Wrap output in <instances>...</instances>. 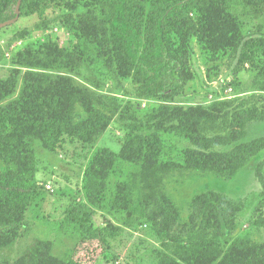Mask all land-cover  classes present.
Segmentation results:
<instances>
[{"label":"rangeland","instance_id":"1","mask_svg":"<svg viewBox=\"0 0 264 264\" xmlns=\"http://www.w3.org/2000/svg\"><path fill=\"white\" fill-rule=\"evenodd\" d=\"M190 17V31L172 34L185 58L181 84L158 97L138 96L137 84L118 66L111 11L99 0H28L16 20L0 26V81L17 76L13 97L31 57L40 65L34 69L66 74L104 95L98 107L110 117L92 143L66 136L49 149L35 138L27 164L35 168L31 202L18 207L0 199V264H215L237 241L264 243V187L256 175L264 150L232 178L188 169L164 174L160 189L171 201L168 216L147 206L141 183L132 178L135 164L118 157L114 170L109 163L110 153L119 156L133 133L153 131L147 115L156 108L200 105L237 118L245 110L264 111V1L202 0ZM257 45L254 55L241 58ZM76 113L77 120L87 117L80 104ZM133 118L143 124L132 127ZM246 130L238 143L264 136V121L252 120ZM175 141L192 146L180 135ZM5 169L0 154V172ZM93 174L96 185H89ZM207 191L241 202L235 228L222 220L218 233L213 218H197L193 199ZM73 209L90 211V228L72 220ZM210 246L211 254L219 252L215 259L204 258Z\"/></svg>","mask_w":264,"mask_h":264},{"label":"trees","instance_id":"2","mask_svg":"<svg viewBox=\"0 0 264 264\" xmlns=\"http://www.w3.org/2000/svg\"><path fill=\"white\" fill-rule=\"evenodd\" d=\"M18 1L0 0V24L18 16ZM27 1L22 0L21 6ZM99 1L111 11L109 32L110 42L114 46L113 55L118 66L137 84L138 96L158 97L179 87L185 58L172 34L184 29L191 30L190 11L202 0ZM261 41L264 43V40ZM259 46L252 49V53L243 51L241 58H250L251 54L260 50ZM26 59L29 69L15 97L13 90L17 76L0 81V154L6 167L4 172H0V199L7 198L5 205L10 201L18 207L28 205L36 191L33 179L35 168L29 170L27 167L35 138L49 149L64 141L66 136L92 143L99 132L108 126L109 121L105 118H110L98 107L99 104L104 106V95L79 87L66 74L36 69L39 67L34 69L31 65L40 66L39 61L31 57ZM14 72L18 74L20 71L15 69ZM77 104L86 110V118L77 120ZM241 114L240 118L228 114L218 116L210 107L200 105L188 109L156 108L147 115L153 131L147 134L133 133L119 156L110 153L109 163L114 164V170L118 157L135 164L139 170L132 173V178H138L141 183L147 206L154 207L155 213L168 216L171 201L160 189L164 174L176 169H188L232 178L264 150V136L238 143L247 134L248 122L264 121V111L245 110ZM132 120H135L132 127H137V123H140L139 126L143 124L142 120ZM175 135L189 138L192 146L179 147ZM230 145L232 148L223 149ZM26 172H30L29 178H26ZM256 175L264 187V160L258 164ZM89 180V185H96L94 174ZM192 204L198 211L197 218L203 215L208 221L214 219L218 233L222 220L235 228L232 221L241 202L232 201L216 191H207L197 195ZM5 205L3 211L8 209ZM90 217L87 209H73L71 213L72 220L82 229L89 227ZM41 244L37 242V245ZM233 245L215 264H264V243L249 245L240 240ZM212 250L214 247L210 246L205 259H215L219 255L217 251L211 254ZM46 263L52 264L49 261Z\"/></svg>","mask_w":264,"mask_h":264},{"label":"water","instance_id":"3","mask_svg":"<svg viewBox=\"0 0 264 264\" xmlns=\"http://www.w3.org/2000/svg\"><path fill=\"white\" fill-rule=\"evenodd\" d=\"M21 2H22V0H19V1H18V4H17V7H16V11H17L18 15H19V10H20V6H21ZM17 17H18V16H17ZM17 17L14 18L13 20H9V21H7V22L1 23L0 26L3 25V24H7V23H11V22H13L14 20L17 19Z\"/></svg>","mask_w":264,"mask_h":264}]
</instances>
